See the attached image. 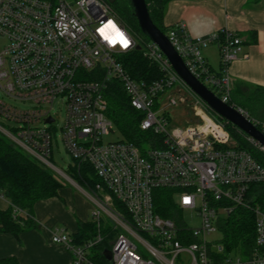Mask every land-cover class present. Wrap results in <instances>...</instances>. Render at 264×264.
I'll return each instance as SVG.
<instances>
[{
	"label": "built area",
	"instance_id": "built-area-1",
	"mask_svg": "<svg viewBox=\"0 0 264 264\" xmlns=\"http://www.w3.org/2000/svg\"><path fill=\"white\" fill-rule=\"evenodd\" d=\"M165 34L190 73L230 104L229 66L242 52L240 36L226 28L193 36L182 21ZM0 37L6 38L0 49V94L31 105L20 109L0 96V117L9 122L0 123V132L93 203L94 237L77 243L63 228L51 233L52 242L70 250V264H97L88 251L106 236L100 230L102 211L113 223L109 264H264V204L248 196L251 185L264 184V166L238 147L228 122L188 87L154 42L142 41L140 50L156 74L133 77L119 56L139 43L105 0H0ZM210 44L218 47L217 70L202 54ZM113 83L137 111L140 130L148 133L140 145L124 138L102 141L114 127L106 115V92ZM186 95L197 121L177 127L170 124L167 108L188 101ZM57 101L64 108L58 126L63 147L78 167L91 166L99 180L94 186L78 184L51 160L57 121L51 110ZM230 105L249 118L243 108ZM246 139L264 151L252 137ZM155 189L172 192V218L155 211ZM12 206L13 215H23ZM236 206L254 214L255 238L247 254L208 238ZM184 211H195L199 223L190 226Z\"/></svg>",
	"mask_w": 264,
	"mask_h": 264
},
{
	"label": "trees",
	"instance_id": "trees-1",
	"mask_svg": "<svg viewBox=\"0 0 264 264\" xmlns=\"http://www.w3.org/2000/svg\"><path fill=\"white\" fill-rule=\"evenodd\" d=\"M113 11L122 20L128 30L136 35L139 45L148 38L142 33L134 15L130 0H105ZM170 0H145L149 15L153 23L164 33L168 26L163 23V17L167 3ZM143 36L144 38L138 36ZM135 38V37H134ZM124 68L135 78L155 75L157 70L142 55V50L131 49L120 54ZM108 107L106 115L112 120L114 126L122 133L123 138L140 145L143 133L137 124L139 115L130 106L126 96L116 83L110 86L106 92ZM230 104L243 108L249 118L258 120L257 127L264 132V127L259 119L264 120V87L253 86L250 93L244 95L238 86L231 89ZM226 129L236 140L238 147L248 150L263 166L264 152L255 148L246 139V134L231 123H226ZM52 160V159H51ZM78 184L87 183L94 186L99 180L90 165L84 163L78 167L72 160L66 172ZM63 180L50 168L39 163L36 159L25 153L13 144L3 133L0 132V195L11 203L7 208H0V231L14 235L24 229L34 226L33 205L36 201L58 197V191L63 185ZM172 192L168 189H155L154 208L162 217H173L176 206L171 201ZM258 194V195H257ZM256 195V196H255ZM248 196H254L253 201L264 204V184L251 185ZM113 204L125 213L124 207L113 198ZM17 205L27 212V215H13V206ZM106 233L105 238L93 246V254L90 257L97 264H109L103 250L110 249L109 239L113 238L114 232L101 227ZM223 234L222 241L229 250L238 249L242 254H247L254 243V214L251 210L236 206L220 224ZM98 228L94 220L79 222L78 231L74 241L82 243L96 235ZM0 264H19L15 257H4Z\"/></svg>",
	"mask_w": 264,
	"mask_h": 264
},
{
	"label": "crops",
	"instance_id": "crops-1",
	"mask_svg": "<svg viewBox=\"0 0 264 264\" xmlns=\"http://www.w3.org/2000/svg\"><path fill=\"white\" fill-rule=\"evenodd\" d=\"M179 21L193 36L222 28L236 32L242 52L229 66L232 88L238 86L248 95L253 86L264 87V0H170L163 23L169 27ZM202 54L214 70L219 68L216 44L203 48ZM81 192H73L63 183L58 197L36 201L32 210L34 226L18 235L0 231V259L10 256L19 264H70V250L52 242L51 233L63 228L74 238L79 222L92 220L93 203ZM8 206L10 201L0 196V208Z\"/></svg>",
	"mask_w": 264,
	"mask_h": 264
},
{
	"label": "water",
	"instance_id": "water-1",
	"mask_svg": "<svg viewBox=\"0 0 264 264\" xmlns=\"http://www.w3.org/2000/svg\"><path fill=\"white\" fill-rule=\"evenodd\" d=\"M130 3L142 33L163 51L173 69L188 85V87L215 113L237 127L246 135L252 137L256 142L264 147V132L259 129L257 125L248 117L243 115L237 108L223 102L213 93L212 90L190 73L180 55L171 45L166 34L153 23L145 0H130ZM135 48L140 49V45H136ZM45 121L50 123L51 117H47ZM103 254L108 261L111 260V251L109 249L103 250Z\"/></svg>",
	"mask_w": 264,
	"mask_h": 264
},
{
	"label": "rangeland",
	"instance_id": "rangeland-1",
	"mask_svg": "<svg viewBox=\"0 0 264 264\" xmlns=\"http://www.w3.org/2000/svg\"><path fill=\"white\" fill-rule=\"evenodd\" d=\"M74 1V0H71ZM138 36L144 38L143 36L137 34ZM134 37L136 40H139V38L136 37L134 34ZM6 43V38L0 37V49L1 47ZM120 57V56H119ZM216 66V65H215ZM216 68V67H215ZM185 95V94H184ZM3 100L7 102L8 104H11L12 106H15L20 109H26L29 108L31 105L29 102H22L17 99H14L12 97L2 95ZM188 101L179 103L177 106H170L168 107L169 116H170V124L177 126V127H184L188 124L195 123L197 121V117L195 116L194 110H192L188 103L189 101H192L191 96H188ZM53 112L54 117L57 119V121L54 123V130H52L53 135V141H52V155L51 159L52 162L55 164L56 167L60 168L61 170H64L65 172H68V166L69 163H72V158L69 156V154L65 151L60 131L58 129V126L62 124V119L64 117V108L63 104L60 101H57L54 103L53 109L51 110ZM261 122L264 123L263 119H259ZM0 123L2 125H5L6 123H9L7 120L0 117ZM6 127V125H5ZM123 138L122 133L114 126L112 131H110L108 134L103 135L102 141L103 142H109V141H116ZM256 148V147H255ZM258 149V148H257ZM260 150V149H258ZM264 152L263 150H260ZM56 172L55 170H52ZM58 174V173H57ZM59 175V174H58ZM59 177L63 180L65 186L71 188L73 192H81L82 190L76 186L72 181H69L67 178H65L62 175H59ZM82 193V192H81ZM178 195V194H177ZM184 220L190 225V226H196L199 223V218L196 215L195 211H184L183 212ZM100 224L103 229L110 230L113 227L112 220L110 217L105 213L101 212L100 215ZM209 239L212 240H221L223 238V234L220 230H216L215 232H212L210 236H208ZM238 249H234L233 253H236ZM89 255L93 254V249L89 250Z\"/></svg>",
	"mask_w": 264,
	"mask_h": 264
},
{
	"label": "snow or ice",
	"instance_id": "snow-or-ice-1",
	"mask_svg": "<svg viewBox=\"0 0 264 264\" xmlns=\"http://www.w3.org/2000/svg\"><path fill=\"white\" fill-rule=\"evenodd\" d=\"M111 23V22H110ZM125 46H126V42H125Z\"/></svg>",
	"mask_w": 264,
	"mask_h": 264
},
{
	"label": "bare ground",
	"instance_id": "bare-ground-1",
	"mask_svg": "<svg viewBox=\"0 0 264 264\" xmlns=\"http://www.w3.org/2000/svg\"><path fill=\"white\" fill-rule=\"evenodd\" d=\"M103 228V227H102ZM92 250V249H91Z\"/></svg>",
	"mask_w": 264,
	"mask_h": 264
}]
</instances>
